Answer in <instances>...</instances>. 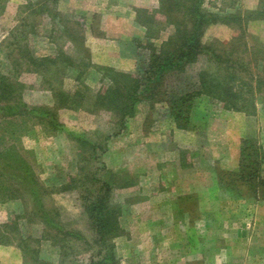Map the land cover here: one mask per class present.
Listing matches in <instances>:
<instances>
[{"label":"rangeland","instance_id":"rangeland-1","mask_svg":"<svg viewBox=\"0 0 264 264\" xmlns=\"http://www.w3.org/2000/svg\"><path fill=\"white\" fill-rule=\"evenodd\" d=\"M158 2L0 0V73L14 74L22 82L23 100L52 108L62 123L51 130L39 122L16 142L43 185V207L35 215L31 198H7L2 193L0 224L20 216L21 236L32 235L40 242L31 243L36 253H24L16 235L11 243L0 245L1 260L90 264L103 258L107 248L95 246L96 232L84 203L96 184L105 188L108 183L109 203L119 214L118 235L111 241L114 264H264V103L258 102V113L248 115L201 96L190 105L189 120H181L188 123L182 128L171 115L169 100L173 90L183 87L175 75L157 95L144 94L132 117L120 118L96 100L111 84L103 67H113L96 59L95 43L104 44L106 38L104 25L119 20V27L131 33V44L122 50L135 59L131 72H136L149 58V40L135 18L130 27L129 14L135 17L134 7ZM259 3L206 0L204 5L225 14L236 8L253 10ZM170 31L166 29L154 43L159 45ZM235 34L228 25L212 24L203 42L225 41ZM248 34L253 42H264V21H252ZM15 40L21 47L12 44ZM23 51L36 59L57 56V61L47 65L50 70L45 65L31 67L22 58ZM65 56L75 61L74 66L63 61ZM84 60L89 66H81ZM208 65L202 56L187 73L193 76ZM82 70V80H75ZM244 139L260 146L258 156L252 149L250 156H243L247 171L252 160L260 162L259 170L257 164L251 170L258 177L256 183L241 177ZM6 141L13 142L10 137ZM46 213L61 230L44 227ZM69 231L83 238L64 236ZM47 233L57 235L59 244L46 238Z\"/></svg>","mask_w":264,"mask_h":264},{"label":"trees","instance_id":"trees-1","mask_svg":"<svg viewBox=\"0 0 264 264\" xmlns=\"http://www.w3.org/2000/svg\"><path fill=\"white\" fill-rule=\"evenodd\" d=\"M206 0H159L153 7H134L135 20L145 27L149 40L147 48L149 58L136 72L118 70L113 67H103L108 72L111 84L97 94L96 100L100 106L117 113L120 118L132 117L137 110L142 96L147 98L156 95L170 76H178L182 81V88L172 92L171 115L180 127H187L189 116L186 114L192 102L201 96H206L221 103L225 108L245 112L248 115L258 113V102L264 103V42H253L248 34V26L252 21H264V0L253 10L235 9L233 13H220L206 9ZM160 16V17H159ZM162 18V19H161ZM224 24L236 30V34L229 40L215 39L211 43H204L203 36L212 24ZM170 29L167 37L157 45L154 39ZM165 30V31H164ZM152 41V42H151ZM19 40L12 44L19 45ZM21 49V48H20ZM12 49L9 54H13ZM7 53V55H9ZM23 51L22 58L31 67L47 65L57 61V56H43L39 59L28 57ZM205 56L209 65L199 70L195 75H188V68ZM63 61L74 66L70 57ZM89 66V62H81V66ZM18 66L19 63H14ZM83 70L75 75V80H82ZM64 94H62L63 96ZM65 98V97H64ZM187 104L186 107H182ZM0 194L7 198H31L36 215L43 207V185L35 175L29 162L19 151L17 141L26 130L41 122L54 130L60 129L62 123L55 111L47 106H31L23 100L22 82L14 74L0 73ZM1 125V121H0ZM12 144L7 145V138ZM80 143L87 144L81 140ZM244 139L241 147L240 170L241 177L249 183H256L251 170L260 162L252 160L251 170L244 163V155H251L249 149L258 156L260 146L253 139L249 143ZM248 143V144H247ZM264 183V181H262ZM98 183V182H97ZM95 186V191L86 197L84 203L91 228L96 232L95 246L104 245L107 253L103 258L92 259L90 264H114L115 253L112 239L118 235V209L109 203L110 185ZM23 189H22V188ZM105 189L104 191H102ZM27 194V196H26ZM29 196V197H28ZM43 219L44 227L49 230H61L60 223L53 217ZM20 216L0 224V245L11 243L16 235L20 236L18 247L26 252L36 253L31 243L36 244L40 239L28 235L21 236ZM82 239L81 233L66 232L64 236ZM46 238L54 244L57 235L47 233Z\"/></svg>","mask_w":264,"mask_h":264},{"label":"crops","instance_id":"crops-1","mask_svg":"<svg viewBox=\"0 0 264 264\" xmlns=\"http://www.w3.org/2000/svg\"><path fill=\"white\" fill-rule=\"evenodd\" d=\"M112 15V14H109ZM114 15V14H113ZM112 15V16H113ZM108 16V15H107ZM115 16V15H114ZM116 17V16H115ZM109 18V16H108ZM128 19L130 23V27H134V15L132 12H130ZM120 19V18H119ZM125 20V18H123ZM119 20L116 22V25L112 22V24L104 25L103 29L106 32V38H104V44L100 43V45L95 43L96 47V59L97 63L104 65L110 64L109 66H113L116 69H120L122 71H128L131 72L132 62L135 61V59L129 55L128 53L123 52V48L126 45L131 44V33L127 29H124L123 27H119ZM122 23H125L122 21ZM121 26V25H120ZM134 30V29H133ZM102 44V45H101ZM104 59L111 60L104 62ZM99 60V61H98ZM120 64L118 66L117 64ZM18 264H22L19 262V257L14 260ZM0 264H9L7 261L0 259Z\"/></svg>","mask_w":264,"mask_h":264}]
</instances>
